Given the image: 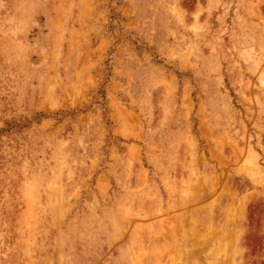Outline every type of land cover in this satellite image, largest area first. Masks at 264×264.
<instances>
[{"label": "rangeland", "instance_id": "374dc122", "mask_svg": "<svg viewBox=\"0 0 264 264\" xmlns=\"http://www.w3.org/2000/svg\"><path fill=\"white\" fill-rule=\"evenodd\" d=\"M0 264H264V0H0Z\"/></svg>", "mask_w": 264, "mask_h": 264}, {"label": "crops", "instance_id": "0c3cea01", "mask_svg": "<svg viewBox=\"0 0 264 264\" xmlns=\"http://www.w3.org/2000/svg\"><path fill=\"white\" fill-rule=\"evenodd\" d=\"M170 198H169V194L168 193H166V192H164L163 193V200H164V204H165V207H164V209L166 210V211H169V207H168V203H170V202H172V198H171V200H169ZM168 218H172V214H170V212H169V217ZM159 242V241H158ZM157 242V243H158ZM152 245L153 244H150L149 246H150V248H152Z\"/></svg>", "mask_w": 264, "mask_h": 264}]
</instances>
